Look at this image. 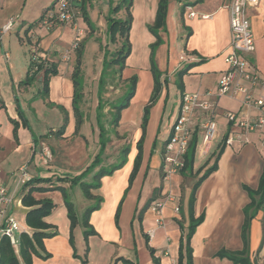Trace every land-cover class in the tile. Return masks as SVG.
<instances>
[{"label":"crops","instance_id":"obj_1","mask_svg":"<svg viewBox=\"0 0 264 264\" xmlns=\"http://www.w3.org/2000/svg\"><path fill=\"white\" fill-rule=\"evenodd\" d=\"M51 1L53 4L49 3L50 0H37L36 9L32 13L24 14L28 0H0V180L8 175V160L16 158L22 168V162L30 152L32 161L36 160V164L28 166L29 179L37 176L56 179L57 176L72 178L84 173L99 151L94 147L96 143L90 147L89 141L78 135L70 124L61 135L42 134L46 129V122L53 118V105L62 106L64 102L63 107L68 111L70 100L74 98L72 76L75 68L72 61L74 56L77 59V54L75 55V50H71L68 59H64V54L71 49L76 38H79L76 30L82 28L84 31L82 30L81 36L86 35L88 38L93 36L89 30L94 32L89 28L86 30L81 24L83 22L74 26H34L58 0ZM158 2L159 0L133 1L134 20L130 35L132 52L126 67L132 61L135 66H147L149 57L150 66L147 69L151 71V46L156 42V37L151 33L150 26L154 22ZM229 2L230 0H169L167 30L166 34L161 33V47H165L166 36H173L168 40L165 70L159 67L164 73L162 81L171 80L179 71L191 66L182 80L183 92L179 85L176 88L179 97L171 108L176 113L175 118L184 93L200 94L202 102H208L216 109L218 139L210 151L206 155L202 151L203 131L200 127L208 116L200 112L197 117V126L200 129L197 131L198 143L192 168L167 174L169 166L165 164L163 155L165 142L155 141L153 147L147 146L148 149L146 144L142 146L140 167L131 181L139 153L138 143L143 133L141 125L139 128L138 124L136 128H127L133 132L132 141H123L124 146L127 145L129 149L127 163L113 174L98 179L99 188L92 190L95 197L102 199L98 209L90 216V224L96 235L86 240L82 226V217L87 207L95 201L87 200L83 194L78 211L67 193L74 184L63 182V192L74 205L76 226L72 228L61 191L59 208L55 203V209L47 218L50 224L57 227L59 234L45 241L49 258H35L34 264H114L119 257L138 264H155L151 251L161 264H178L181 241L185 240L191 226L193 190L206 170L214 166L216 158L217 169L196 191L193 216L195 219L203 216L204 219L195 229L190 242L192 264H234L228 259H220L217 255L223 250L243 251L245 238L251 261L264 264V206L250 207L253 198L256 202L259 200L255 192L264 172L261 134L249 133L247 142L243 145L237 142L228 145L225 142L231 127L226 115L233 113L245 119L258 118V107L252 102L247 103L246 98L251 96L254 100L264 99V87L261 83L253 84L236 78L226 95L216 97L218 83L227 70L225 59L231 53ZM186 5L191 6L194 17H190ZM85 6L92 8L94 5L89 2ZM248 13L256 41L251 60L264 81V0H260L257 9H250ZM23 15L28 20H24ZM16 17L17 24L12 30L17 29L19 47L16 43H4L5 36L12 30L3 33V28L10 19ZM22 31L26 34L31 32V40L34 41V47L38 44L42 60L47 64L54 63L58 71V75L50 77L47 93L44 90L45 70L39 72L33 82H28L31 78L29 71L32 62L28 61L25 52L22 54L25 42L20 36ZM44 31L48 32L45 36ZM65 38H70L72 45H64L62 41ZM107 42L108 38L104 43L107 45ZM82 43L85 49V41ZM103 47L105 46L100 41V48L104 52ZM138 51L139 58L135 56L132 59ZM207 93L212 95L207 96ZM169 94L170 87L166 82L161 97L166 96L168 99ZM160 104L168 107L167 100H162ZM129 108L130 105L126 111ZM59 116L58 113L57 117ZM70 116L72 120L73 117ZM126 119L122 118L121 127L126 128ZM13 122L18 124L16 130ZM50 130L57 131L58 128L53 127ZM168 130L166 132L169 138L171 128ZM73 137L75 139L72 141ZM42 144H49L54 148V162L50 166L40 161L38 149ZM21 148H25V151ZM189 155L191 158V150ZM86 180L93 181V175ZM5 185L7 186L6 183ZM18 192L19 190L13 192L9 188L8 195L12 201L8 205H0L5 210L0 225L5 218L13 217L16 210L25 209L27 212V208L22 205L23 191L20 196ZM34 196L39 200L50 199L47 194L36 193ZM160 201L166 203L161 212L165 225L163 228L156 227L158 217L151 210ZM176 208L180 209L179 213L175 212ZM247 220L248 229L243 233ZM151 229L155 230V235L149 241L147 233ZM23 232L31 233L27 225ZM144 252H149L150 256L146 258ZM142 255L146 258L145 261L142 260Z\"/></svg>","mask_w":264,"mask_h":264},{"label":"rangeland","instance_id":"obj_2","mask_svg":"<svg viewBox=\"0 0 264 264\" xmlns=\"http://www.w3.org/2000/svg\"><path fill=\"white\" fill-rule=\"evenodd\" d=\"M177 1V0H176ZM36 3L37 0H28L26 4V9L24 14L32 13L33 9H36ZM50 4H53V1L50 0ZM91 3L94 5L92 8L90 6H87V14L88 17L92 23V27L94 29V32L89 30L91 29L88 24L85 22L83 18V11H81V17L77 19L75 24L81 23L86 30H89V32L92 33V37L88 38L85 36H80L78 38L79 46L81 45L82 41H85V49L82 56V65H81V71H82V79H81V98L76 103V109L74 104V98L70 100V108H68V111L63 107L64 102L61 104L62 106L53 105V118L50 122H46V129L44 131L45 135H55V132L52 131L50 128L59 129L64 123V119L68 118V125L70 124L73 127V130L76 129V132L78 135L85 137V141H89L90 147L91 145H94L95 148H98L97 155L93 158L94 163L98 168L94 169L93 172L86 173L87 178L94 177L95 171L98 169H101L102 167H105L106 169H110L113 164H116L119 162L120 157L127 158L128 155H125V150L128 149V146L125 145L123 141H132L133 139V132L128 131L127 128H136L137 124L140 128V125H142V120L144 116V109L148 106L149 110V116H148V122L146 125V134L143 138V145L146 144V147H153L155 141H162L167 142L168 140V134L166 130L168 128L170 129L172 127V124L174 122L176 113L172 112L171 108L176 104V101H178L177 97L179 95L177 94L176 88L179 85L178 75L173 76L171 80H167V84H169L170 87V94L168 99L166 96L161 97L158 99L155 104L152 106H149V103L152 98L153 90H154V79L152 72L150 69H147L150 66L149 57H148V65L145 66V64L142 65H133L134 62L132 61V64L130 66H127L123 71H120V68H110L106 71V76L104 78V86L101 87L100 78H101V72L103 70V56L104 52L100 48V41L103 42L106 49L109 51H113L117 46L113 43L105 44V39L108 38L107 33L110 30V23L108 18H114L116 20H124L126 17V11L121 6L122 0H91ZM59 3L56 5V8H58ZM121 8V9H120ZM119 9V10H118ZM42 10V9H41ZM118 10V13L116 12ZM41 13H39L40 15ZM155 13V18H156ZM40 17V16H39ZM24 20H28L26 17H22ZM154 18V21H155ZM38 19V18H37ZM80 20V21H79ZM154 23V22H153ZM153 25V24H152ZM151 25V26H152ZM89 28V29H88ZM83 30L82 28H79ZM161 30V29H160ZM159 30V36L161 38V33L166 34L167 30V24H166V30L160 31ZM84 31V30H83ZM17 29H13L10 34H7L5 36L4 43H16L15 45L17 47L20 46V43L17 39ZM44 36L48 34V32H43ZM86 33V31H85ZM84 33V34H85ZM20 36L22 39H24L23 43V50L22 54L25 52L27 54L28 61L32 60L33 52L37 53V56L39 57V62H42V57L40 54L41 52H36L34 47V41H32L31 32L26 34L24 31L20 33ZM172 34H170L169 38L166 36V42L165 47L157 46L155 49V62L157 65V68H162L165 70V64L168 58L167 48H168V40L171 39ZM84 39V40H83ZM62 43L66 46L72 45V41L70 38L63 39ZM77 48V49H78ZM77 49L75 50V55L77 54ZM150 53V52H149ZM60 54V53H59ZM139 58L140 52L138 51L137 54L132 57ZM143 61V60H142ZM73 68H75L74 65H76V57L74 56V59L72 61ZM119 71V72H118ZM160 71V69H159ZM163 73V72H162ZM164 74V73H163ZM137 76V85H136V92L134 98L131 100L130 108L129 110H124L121 112L117 111L116 109H113V106L117 103H124L125 102V95L127 92H131L132 88V80L131 78ZM167 100L168 107L165 108L163 104H160L161 101ZM99 103L101 104V107L99 108ZM72 107V111H71ZM61 111V112H60ZM59 113V117L58 116ZM72 115V120L70 119ZM125 115V116H124ZM120 118V121L117 122L116 118ZM122 118L126 119V128L121 127L122 124ZM34 126L36 124H33ZM169 131V130H168ZM166 132V133H165ZM54 139H56L55 136H53ZM203 138V136H202ZM75 139V137L72 138V141ZM99 141V142H98ZM104 141V142H100ZM119 141V142H118ZM116 142V144H115ZM113 143V144H112ZM115 144V145H114ZM46 147H49L52 151V161L46 165L50 166L54 162V151L53 147L51 145L46 144ZM9 149H11V146H9ZM22 149V148H21ZM25 148L22 149V151ZM148 149V147H147ZM43 146L41 145L38 149V154L42 153ZM40 158V156H39ZM98 158L100 159L98 161ZM36 161V160H35ZM35 161H32L31 152L28 155L27 159L22 162L24 164L23 166H27L26 172H28V166L31 164L32 166L35 163ZM42 162V160L40 159ZM10 165V169L8 172V175L4 176L3 182L7 184V190H12L13 192L15 190H19L18 195L20 196V192L23 191L25 183L30 180L29 179V173L24 176L21 173V167L20 163L15 159L8 160L6 162ZM83 170V168L81 169ZM88 170V169H87ZM6 172H4L5 174ZM82 173V172H81ZM74 176V175H73ZM96 181V179L94 178ZM68 197L70 198L71 202L75 205V207L78 209L80 205V199L83 197V193L81 191V187L78 184L77 186L74 185L72 190L67 191ZM49 198L58 205V208L60 206L61 200V191H55L46 193ZM80 194V195H78ZM78 211H80L78 209ZM13 218L18 223V230L15 232V242L17 243V246L20 242V236L23 230H25L26 227V210H16L14 212ZM79 233V231H78ZM2 234L0 233V238ZM84 245V243H83ZM117 252V251H116ZM146 254V258L150 256L149 252H144ZM142 260L145 261L146 258L142 255ZM142 261V262H143Z\"/></svg>","mask_w":264,"mask_h":264},{"label":"trees","instance_id":"obj_3","mask_svg":"<svg viewBox=\"0 0 264 264\" xmlns=\"http://www.w3.org/2000/svg\"><path fill=\"white\" fill-rule=\"evenodd\" d=\"M134 0H122V7L126 11V17L123 20H116L114 18H108L110 30L107 33L108 35V44L113 43L117 47L113 51H109L106 49V47H103L104 49V57H103V70L101 72V78L100 83L101 87L104 86V78L106 76V70L113 68H120V71H123L126 68V62L128 58L131 56L132 52V46L130 42V35H131V29L133 24V14H132V6H133ZM60 2V0L57 1V3L48 9L41 19L34 24L36 25H43L44 21L49 22L53 26H59L62 25L60 23V16H61V7L58 6L56 8V5ZM91 2V0H81L78 2V0L73 1V7L77 8L79 10L83 11V18L85 22L89 25V27L93 29L92 23L88 17L87 14V8L86 4ZM168 8H169V0H159L158 2V9L155 21L152 26H150L151 33L156 37V42L151 46V72L153 74L154 78V90L152 94L151 101L149 103V106H152L155 104V102L158 101L160 98L163 87L166 84L167 80L162 81L163 73L159 71L157 68L156 62H155V49L157 46H160L162 44V40L159 36V30L163 31L166 30V24H167V15H168ZM121 9V8H120ZM119 10V9H118ZM118 10L116 11L118 13ZM81 17V16H80ZM78 17V19L80 18ZM77 21V17H75L73 24ZM84 53V45L81 42L80 47L77 49V59H76V65L74 69V73L72 76V81L74 84V104L76 109V103L81 98V79H82V71H81V65H82V56ZM42 62L38 61L35 63L33 62L32 57V64L29 73L31 74V78L28 79V82H33L36 78V75L45 70V92H48V84L49 79L51 76L58 75V71L56 70V67L54 63L47 64L44 60H41ZM191 66L181 70L178 72V80H179V88L182 91L183 90V77L188 73L189 68ZM119 72V71H118ZM132 80V88L131 92H127L125 95V102L124 103H117L113 106V109H116L117 111L121 112L126 110L131 100L135 96V90L137 85V76H134L131 78ZM183 92V91H182ZM101 107V104L99 103V108ZM148 116H149V110L148 106L144 109V116L142 120V137L140 139V142L138 143V149L139 153L135 160V167L133 169V174L131 177V181L133 180L136 172L139 170L141 159H142V146H143V138L146 134V125L148 122ZM116 121L119 122L120 118H116ZM15 124V130L18 128V124L16 122H13ZM68 126V118L64 119V123L61 126L60 129L57 130L56 135H61L65 132L66 128ZM104 142V141H101ZM198 143V136L195 135L193 138V141L190 144L188 153L186 155V164L183 171H188L189 168L193 166L194 163V154L196 152V146ZM190 150H191V158H190ZM129 152V149L125 150V155H127ZM100 159L98 158V161ZM217 160L216 158L214 166L207 169L206 172L202 175V177L197 182L193 194L191 197V226L189 229V232L187 233L185 240L181 241L180 245V253H179V261L178 264H192V250L190 247V242L192 239V236L194 234L195 229L203 222L204 217L201 216L198 219H195L193 216V207L195 204V196L196 191L200 187V185L217 169ZM127 163V159L124 157H120V160L118 163L113 164L110 169H106L105 167H102L99 169L94 178L96 179L93 181H87V174L93 172L94 169L98 168L94 163L88 167V170H86L84 173L74 176L72 178H69L67 176H57L56 179L53 177H34L31 178L28 182L25 183L23 194H22V205L27 208L26 212V225L30 229L31 233L28 234L26 232H22L20 236V242L18 245V249L15 248V246L11 243L10 239L6 236H2L0 240V264H34L35 258H41V259H47L49 258V255L46 252L45 249V241L52 239L56 236H58L59 232L56 226L50 224L47 221V218L51 216L53 210L55 209L56 205L55 203L48 198L44 199H36L34 194H46L50 192L55 191H62L63 182H68L74 185H80L83 194L85 198L89 201H95V203H91L83 217H82V226L84 228V237L87 240L90 236L96 235L95 230L90 224V216L91 214L98 209L100 206L102 199L95 197L92 194V190H96L99 188L98 179H100L104 175H111L116 170H119L125 166ZM56 176V175H55ZM251 193V191L249 190ZM252 194V193H251ZM257 196H259V200L256 202L253 198L251 206L250 207H261L264 206V172L263 176L260 181V185L258 190L255 192ZM63 198L65 202V206L68 210V217L72 223V228L76 226V220L77 216L75 213L74 205L67 199L66 195L63 192ZM247 211L245 213L247 214ZM248 229V220L246 221L244 227H243V233H246V230ZM245 249L241 252H229L226 250H223L218 253L217 257L220 259H228L232 261L234 264H255L253 261H251L250 257L248 256L247 252V240L245 238ZM151 254L153 255V260L155 264H161L160 261L156 258H154V252L151 251ZM76 256V255H75ZM122 262L123 264H138L136 261H132L130 259L119 257L115 260L114 264Z\"/></svg>","mask_w":264,"mask_h":264},{"label":"built area","instance_id":"obj_4","mask_svg":"<svg viewBox=\"0 0 264 264\" xmlns=\"http://www.w3.org/2000/svg\"><path fill=\"white\" fill-rule=\"evenodd\" d=\"M74 0H60L59 6L61 7L60 23L62 25H72L75 17L81 16V11L73 7ZM81 0H78L80 2ZM260 4V0H230V29L232 35L231 53L225 59L227 64V70L221 77L216 97L220 98L226 95L233 81L236 78H242L253 84L261 83L264 87V81L261 79L260 73L257 71L253 61L251 60L252 54L256 49V41L251 26V20L249 17L250 9H257ZM186 10L190 12V17H194L195 13L192 11L190 5L185 6ZM18 17L12 18L4 26L3 33H7L17 24ZM76 21V20H75ZM43 24H50L44 21ZM52 25V24H51ZM75 24H73L74 26ZM76 29V27H75ZM77 34L80 37L83 31L77 29ZM79 46V40L76 38L71 49L66 51L64 59H68L71 50H76ZM36 52H38V44L35 46ZM33 62H37L39 57L37 53L33 52ZM184 60V57H182ZM239 91H242L239 89ZM212 93H207V96H211ZM247 103H254L260 111V115L256 119H245L233 113H228L226 119L230 123L229 134L226 139V144L232 145L237 142L239 145H243L247 142V135L252 132H258L261 134V145L264 150V99L254 100L251 96H247ZM207 114L208 118L202 123L200 127L203 131V154H207L210 151L211 146L218 139V128L215 120L216 109L208 102H202L200 94L184 93L181 97L179 111L177 117L171 127L170 136L165 143L164 147V162L169 166L167 174H173L182 172L186 164V155L189 147L195 135H198L197 117L199 113ZM43 150L39 154L40 159L44 165H48L52 161V151L46 144H42ZM27 166L21 168V173L27 175ZM12 199L8 195L7 186L0 180V205H8ZM165 202L155 203L151 210L158 217L156 222L157 228H163L164 221L161 218V212L165 207ZM176 213L180 212L179 208L175 209ZM5 216V210L0 207V219ZM18 230V223L13 217H7L0 225V233L2 236H6L10 239L11 243L18 249L15 242V232ZM155 235V230L148 231L147 236L152 240Z\"/></svg>","mask_w":264,"mask_h":264}]
</instances>
